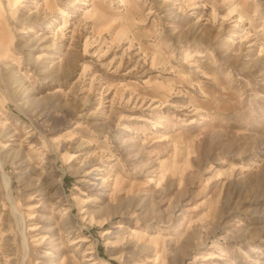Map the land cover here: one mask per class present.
I'll list each match as a JSON object with an SVG mask.
<instances>
[{
    "label": "rangeland",
    "instance_id": "374dc122",
    "mask_svg": "<svg viewBox=\"0 0 264 264\" xmlns=\"http://www.w3.org/2000/svg\"><path fill=\"white\" fill-rule=\"evenodd\" d=\"M0 264H264V0H0Z\"/></svg>",
    "mask_w": 264,
    "mask_h": 264
}]
</instances>
